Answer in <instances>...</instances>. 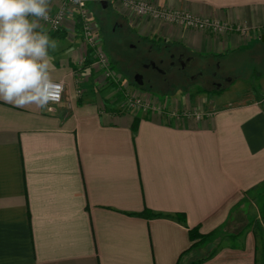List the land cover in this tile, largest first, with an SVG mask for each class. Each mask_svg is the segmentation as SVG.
I'll use <instances>...</instances> for the list:
<instances>
[{"label": "crops", "instance_id": "obj_1", "mask_svg": "<svg viewBox=\"0 0 264 264\" xmlns=\"http://www.w3.org/2000/svg\"><path fill=\"white\" fill-rule=\"evenodd\" d=\"M150 3L249 31L214 35L135 18L120 0L101 8L111 4L135 39L171 44L192 60L264 42V0ZM60 6L51 0L49 13ZM40 24L58 42L51 75L64 93L47 109L0 100V264H181L192 228L229 237L198 264H264V93L248 85L227 100L226 87L211 85L208 97L186 90L160 101L133 85L148 109L122 111L119 87L91 64L76 13L57 31ZM108 26L104 37L99 29L101 50L108 39L107 58L120 65L114 35L125 23Z\"/></svg>", "mask_w": 264, "mask_h": 264}, {"label": "rangeland", "instance_id": "obj_2", "mask_svg": "<svg viewBox=\"0 0 264 264\" xmlns=\"http://www.w3.org/2000/svg\"><path fill=\"white\" fill-rule=\"evenodd\" d=\"M109 5L108 9H102V6L99 3L94 5L92 2L87 3L92 19L97 23L102 37L105 36V33H108V25L111 21L119 19L125 23L126 28L123 31L119 30L118 33L114 35V38L122 42L119 53L123 57L122 63L124 64L121 63L119 65L113 60L111 63L114 67L116 78H120L122 83L129 86L130 90L135 92L137 89L132 86H135L136 76L157 77L153 70L146 67L148 62L156 60L159 57L167 56L163 53H158L157 49L154 48L148 53L150 47L153 45L144 42V40L140 38L135 39L126 25L128 23L127 20L115 14L113 6L111 4ZM130 41H133L134 43ZM108 45L109 42L107 39V42L105 40L103 51L106 56L108 55L110 57V53L112 55L114 54L113 49ZM132 45H134V48H131ZM159 45L160 44H158V46ZM169 46L173 47L171 44H169ZM180 51L183 52L184 50L180 49ZM110 58L112 59V57ZM163 68L167 71L168 77L175 76L174 72L170 73L166 67ZM201 68H203L202 76L198 75V71H200ZM175 73H177V71ZM259 73H264V42L260 41L257 45L253 44L250 50L243 49L242 52L230 53L226 57H222L220 60L216 61L211 58L203 59L201 61L199 56H196L194 57L193 64L188 66L184 71L182 78L184 81L182 84L173 86L170 90L164 92L158 87L149 88L146 85L145 90L153 94L157 100L162 101L164 98H168V100L175 98V100L178 101L186 90H190V92L196 90L203 94V97H208V92L206 90L212 87L211 85L213 82H216L219 86L228 89L227 100H229V97H233V95L237 96L242 90H246L248 85L251 86L256 95L263 94L264 79ZM231 78H235L237 82L235 84H230L228 81ZM142 102L144 101L142 100ZM221 102H223L222 98ZM118 107H120V110L125 111L123 108V100L122 104L118 105ZM227 233L228 232L223 231L204 238L203 241L192 249L193 252L191 251V253L184 257V261L181 264H191L194 261L201 260V257L205 258L206 256L211 255L212 253L210 251L217 246L219 240L221 242V238H229L225 236Z\"/></svg>", "mask_w": 264, "mask_h": 264}, {"label": "clouds", "instance_id": "obj_3", "mask_svg": "<svg viewBox=\"0 0 264 264\" xmlns=\"http://www.w3.org/2000/svg\"><path fill=\"white\" fill-rule=\"evenodd\" d=\"M50 3L0 0V100L5 103L47 109L60 100L63 87L52 78L49 55L58 42L40 24L49 20Z\"/></svg>", "mask_w": 264, "mask_h": 264}, {"label": "built area", "instance_id": "obj_4", "mask_svg": "<svg viewBox=\"0 0 264 264\" xmlns=\"http://www.w3.org/2000/svg\"><path fill=\"white\" fill-rule=\"evenodd\" d=\"M120 2L128 10L130 15L135 18L147 17L155 21L186 29L208 31L214 35L239 33L243 36L249 31V28L246 26H232L216 19L200 18L184 11L157 8L150 3V0H120ZM68 12L76 13L83 41L89 51L91 64L94 69L100 73L104 81H110L117 84L119 87L118 92L122 94L123 108L125 111L133 109L146 111L148 109L147 104L142 102L141 97L138 96L139 94L137 95L138 92L131 91L129 87L120 86L118 80L114 76L111 63L101 50L98 25L92 19L86 0H61L60 8L54 13H49V20H41L40 22L50 31H57L60 29ZM57 83L62 84L63 87L60 100L50 105L59 104L63 97L64 84L61 82ZM183 115L195 118L201 117V113L197 111L183 112Z\"/></svg>", "mask_w": 264, "mask_h": 264}, {"label": "flooded vegetation", "instance_id": "obj_5", "mask_svg": "<svg viewBox=\"0 0 264 264\" xmlns=\"http://www.w3.org/2000/svg\"><path fill=\"white\" fill-rule=\"evenodd\" d=\"M156 47L158 53H163L167 56L159 57L156 60L149 61L146 65L148 69H151L156 73L157 77H145L138 75L135 78V84L144 89L146 85L149 88L158 87L161 91H167L173 86H178L183 83L184 79L182 78L184 71L188 66L193 64L194 60L183 54L180 49H177L176 47H171L165 44L159 46L157 45ZM153 48L154 46L150 47L148 53H150L151 49ZM163 67H166L170 73L174 72L175 76L168 77L167 71H165ZM202 70L203 68L198 71V75H203ZM176 71L177 73H175ZM212 85L214 87L218 86V88L221 87L216 82H213Z\"/></svg>", "mask_w": 264, "mask_h": 264}, {"label": "trees", "instance_id": "obj_6", "mask_svg": "<svg viewBox=\"0 0 264 264\" xmlns=\"http://www.w3.org/2000/svg\"><path fill=\"white\" fill-rule=\"evenodd\" d=\"M135 86L138 87V85H136V84H135ZM132 128H133V129L136 128V122L133 123V127H132ZM142 216H145L146 218H157V217H161V215H159V214H152V213H150L149 211H144V212L142 213ZM177 219H178V221H180V222H184V215H182V214H181V215H177ZM188 235H189V239H190V241H191V246H190V248L188 249V251H190V250H192L194 247H196L201 241L204 240V238H207V237L210 236V234H208V235H204V234L199 233V229H198V228H192V229H190L189 232H188ZM188 251H187V252H188ZM201 261H203V259L198 260V261H194V262H192L191 264H198V263H200Z\"/></svg>", "mask_w": 264, "mask_h": 264}, {"label": "water", "instance_id": "obj_7", "mask_svg": "<svg viewBox=\"0 0 264 264\" xmlns=\"http://www.w3.org/2000/svg\"><path fill=\"white\" fill-rule=\"evenodd\" d=\"M100 4L102 5L103 8H105V6L107 5V0H101Z\"/></svg>", "mask_w": 264, "mask_h": 264}]
</instances>
